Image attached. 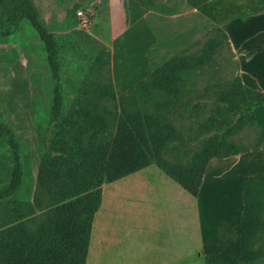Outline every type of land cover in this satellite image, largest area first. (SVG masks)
Instances as JSON below:
<instances>
[{"label":"trees","instance_id":"trees-1","mask_svg":"<svg viewBox=\"0 0 264 264\" xmlns=\"http://www.w3.org/2000/svg\"><path fill=\"white\" fill-rule=\"evenodd\" d=\"M136 1H127L129 25L136 23L154 6V0H142L148 5L146 8L140 7ZM0 8L3 10L0 40L16 34L22 22L28 21L44 44L54 83L51 120L42 140L34 195L37 208H43L44 201H47L49 209L37 220L25 219L24 209L15 207L8 199L19 191L25 167L20 142L0 114V136L9 147L12 166L9 181L0 190V210L4 211L0 215V264H86L93 220L102 204L103 185L156 163L183 189L198 197L211 160L258 151L264 146L261 143L247 148L215 137L205 140L185 162H171L164 157L177 139L172 116L184 103L185 76L213 61L219 46L217 42H211L197 55L173 57L162 65L150 60L153 69L151 77L132 86L125 96L117 98L112 80L109 84L99 83L81 89L72 109L64 114L56 33L43 21L33 0H0ZM77 9L68 11L69 21L76 15ZM69 28H72L71 22ZM98 45L94 59L96 67L100 68L110 64L111 52ZM159 48V45L153 48L154 57ZM91 57L93 59V55ZM240 81L237 79L236 83L241 84ZM227 92L225 95L228 98L234 95ZM159 93H165L168 99L156 103L154 113H146L126 103L127 98L137 96L145 102H152ZM235 93L242 92L237 89ZM242 95L245 96V92ZM117 99L121 115L118 123L114 124L112 119L116 112L102 102ZM262 105L264 94L252 100L248 109L257 127L254 110ZM260 130L264 134V130ZM263 188V174L243 179L240 238L230 244L205 245V264H264V248L257 246L260 231L264 229ZM42 193L45 194L43 199L39 198ZM33 209L32 204L27 207L30 212Z\"/></svg>","mask_w":264,"mask_h":264},{"label":"rangeland","instance_id":"rangeland-1","mask_svg":"<svg viewBox=\"0 0 264 264\" xmlns=\"http://www.w3.org/2000/svg\"><path fill=\"white\" fill-rule=\"evenodd\" d=\"M137 1L140 7H148L142 3V0ZM158 1L166 0H154L153 4L159 3ZM184 2V0H172L165 4L169 10L159 17L160 25H157L155 29V39L158 43L152 46L150 53L155 46L159 45L160 48L154 52L155 57L152 53L151 60L153 59L156 65H162L165 60L173 57L197 55L211 42H217L219 46L209 65L190 71L185 76L184 103L179 106L177 114L172 116V122L178 133L177 139L169 146L164 157L171 162H185L191 157L193 151L201 148L205 140L215 137L247 148L264 144V134L253 124L248 110L250 102L261 97L262 94L247 92V89L252 88L254 81L250 73H247L244 78L240 76L241 63L245 61L238 58L229 42L228 33L223 28L218 27L211 20L200 18L199 14L189 18L183 12ZM82 12L83 15L80 16L76 13L78 20L76 26L69 28V31L66 30V33L57 35L64 114L72 109L81 89L97 86L99 83L109 84L112 80L116 91L117 77L113 76L111 61L110 64L96 67L94 57L99 50V45L90 36L92 27L90 14H86L83 10ZM2 14L3 10L0 8V19ZM23 23L24 21L13 37L4 41L0 40V114H2L3 122L14 130L20 142L25 167L19 191L8 199L15 207L24 209L25 219L37 220L49 209L47 201H44L43 208H37L34 195L37 190L36 176H38L42 156V140L51 120L54 83L43 42L29 22H26L27 25ZM100 29L106 35L110 32L106 24H102ZM92 34L95 32L93 31ZM124 66L126 62L119 63L118 68L123 70ZM150 77L151 75L143 80ZM237 79H241L242 83H236ZM136 80L138 79L131 82L124 81L120 76L117 87L122 84L127 88L122 94L116 92L117 98L125 96L132 86L140 82ZM126 82H129L128 85ZM237 89L242 93L245 92V96L242 93H235ZM227 91L234 95H229L228 98L225 95ZM141 99L139 96L127 98L126 103L146 113H154L156 103L165 102L168 96L165 93H159L152 102ZM102 105L116 112L112 121L117 124L121 115L119 99L114 102L106 100L102 102ZM263 149L264 146L261 150ZM10 156L6 141L0 136V190L10 178L12 167L9 161ZM136 178L128 179V181H137ZM124 183L126 182L123 179L106 184L107 187L102 191V204L95 216H98L100 224L104 223L101 216L103 218L111 216L112 223L107 228L104 225L98 236L95 233L92 250L99 251L101 257L98 262L92 264H104L106 251L109 253L107 255H110V252L113 254L111 256L119 255L117 259L121 256L137 257V252L141 251L139 255L146 257L152 250L154 251L153 247L159 246L156 243L152 245L149 238L139 234V229L135 225L131 226L132 230L127 235L121 232L118 226L119 216H128L127 211L121 210V207H127V204L121 201L120 190L121 184ZM112 190L117 191L114 200L110 197ZM127 193L130 194L129 191ZM44 197L45 194L42 193L39 198ZM262 202L264 204V188ZM31 204L34 209L30 212L27 207ZM132 208L131 216H137L136 205ZM3 214L4 211L0 210V215ZM262 218L264 220V210ZM121 239L124 240L120 241ZM106 242H108L107 249ZM257 243L258 247L264 248V229L260 231ZM99 248L102 250L100 251Z\"/></svg>","mask_w":264,"mask_h":264},{"label":"crops","instance_id":"crops-1","mask_svg":"<svg viewBox=\"0 0 264 264\" xmlns=\"http://www.w3.org/2000/svg\"><path fill=\"white\" fill-rule=\"evenodd\" d=\"M128 0H33L41 18L56 33L69 31V23L76 26V15L68 20V11L77 7L91 16L90 36L108 48L116 92L122 94L127 86L117 87L120 76L124 81L143 80L152 73L151 48L158 43L155 29L159 17L169 10L166 0L155 3L147 13L133 25L128 24ZM181 1V0H180ZM184 13L193 18L214 22L228 33L233 50L241 63L240 76L250 73L254 81L247 92L264 94V0H184ZM77 4V5H75ZM75 5V6H74ZM28 21H24L27 25ZM102 24L110 31L104 34ZM65 30V31H64ZM95 34H92V32ZM12 36L2 39H10ZM250 54V55H248ZM240 55V57H239ZM126 62L125 69L118 68ZM117 63V64H116ZM115 77V78H116ZM247 77V76H246ZM129 82H126L128 85ZM245 83V81L243 80ZM135 84V83H134ZM245 85V84H244ZM261 95V96H262ZM257 125L264 130V105L255 110ZM264 174V149L226 159L209 162L198 197H193L178 182L164 173L156 163L129 175L120 190L121 201L127 204L128 216H119L121 232L130 233L131 226L139 229V234L159 246L153 247L151 254L140 256H111L105 252L104 264H205L204 246L207 244H230L240 238L241 215L243 209V179L247 175ZM137 177V181L128 179ZM118 180V181H120ZM116 181V182H118ZM115 182V181H114ZM113 182V183H114ZM112 184V183H110ZM133 184V186H131ZM103 185L102 191L106 188ZM129 191L130 194L127 192ZM117 191L110 192L111 200ZM128 197V199H126ZM135 198V199H134ZM106 199V194H105ZM136 205V215L131 216ZM94 217L86 264L98 262L100 253L92 250L95 233L112 223L111 216ZM103 225V226H102ZM121 239L120 241H123ZM113 243V242H112ZM108 242H106L107 249ZM101 251L102 249L99 248Z\"/></svg>","mask_w":264,"mask_h":264},{"label":"built area","instance_id":"built-area-1","mask_svg":"<svg viewBox=\"0 0 264 264\" xmlns=\"http://www.w3.org/2000/svg\"><path fill=\"white\" fill-rule=\"evenodd\" d=\"M77 13H78L79 16L80 15H83V12L82 11H78Z\"/></svg>","mask_w":264,"mask_h":264}]
</instances>
